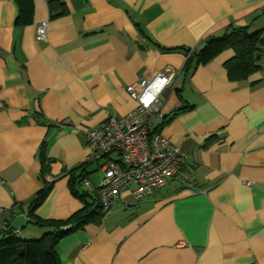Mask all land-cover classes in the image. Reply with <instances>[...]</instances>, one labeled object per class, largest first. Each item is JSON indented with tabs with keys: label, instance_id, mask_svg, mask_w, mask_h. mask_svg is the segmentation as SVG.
I'll list each match as a JSON object with an SVG mask.
<instances>
[{
	"label": "crops",
	"instance_id": "obj_1",
	"mask_svg": "<svg viewBox=\"0 0 264 264\" xmlns=\"http://www.w3.org/2000/svg\"><path fill=\"white\" fill-rule=\"evenodd\" d=\"M49 1L32 0L31 23L15 26V0H0V231L53 230L27 208L44 186L41 151L51 187L36 218L82 207L67 185L73 170L96 207L103 158H89L84 132L134 108L128 84L175 69L149 127L186 154L177 174L141 199L124 188L55 253L62 264H264V51L262 70L234 82L230 50L185 71L183 51L157 46L196 49L229 25L264 32V0H55L66 13Z\"/></svg>",
	"mask_w": 264,
	"mask_h": 264
},
{
	"label": "built area",
	"instance_id": "obj_2",
	"mask_svg": "<svg viewBox=\"0 0 264 264\" xmlns=\"http://www.w3.org/2000/svg\"><path fill=\"white\" fill-rule=\"evenodd\" d=\"M35 37L46 40L44 24L37 26ZM177 73L167 69L128 84L125 90L134 99V108L119 117L110 116L84 132L89 158H103L95 191L104 211L117 203L124 188H131L135 199L152 194L174 177L184 163L186 154L169 138L158 132L149 134L150 120L159 113L160 95L165 87L174 84ZM82 183L85 187L89 184L87 179Z\"/></svg>",
	"mask_w": 264,
	"mask_h": 264
},
{
	"label": "trees",
	"instance_id": "obj_3",
	"mask_svg": "<svg viewBox=\"0 0 264 264\" xmlns=\"http://www.w3.org/2000/svg\"><path fill=\"white\" fill-rule=\"evenodd\" d=\"M15 2L17 14L14 25H28L31 23L33 15L32 0H15ZM48 9L49 11L57 9L60 11L59 13L67 12L65 4L55 0L48 2ZM263 44V31L250 30L248 26L229 25L221 35L207 38L196 49L157 46L161 51H183L187 56L183 66L185 71L192 70L198 65H205L222 51L230 50L232 55L223 64L227 78L229 81L245 82L253 73L262 70ZM178 110H181V108L175 109L173 114ZM171 117H166L163 122H167ZM156 132L157 128L152 129L149 134ZM39 158L41 164L40 176L44 186L35 192L29 200L27 208L35 224L52 226L53 230L47 231L37 238L22 239L16 236L14 231L3 228L0 231V264H62L54 250L56 243L64 236L83 228L89 222H99L104 214L99 203L94 207L96 201L90 202L87 200L89 194L80 186L85 179V173L83 174L82 170L78 173L73 170L68 177L67 185L71 194L81 200L82 207L63 220H40L36 218L35 210L43 202L51 187L43 178L44 174L48 172V166L42 151Z\"/></svg>",
	"mask_w": 264,
	"mask_h": 264
},
{
	"label": "rangeland",
	"instance_id": "obj_4",
	"mask_svg": "<svg viewBox=\"0 0 264 264\" xmlns=\"http://www.w3.org/2000/svg\"><path fill=\"white\" fill-rule=\"evenodd\" d=\"M17 236H18L19 238L26 239V236L19 235V234H17Z\"/></svg>",
	"mask_w": 264,
	"mask_h": 264
}]
</instances>
